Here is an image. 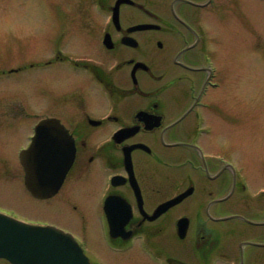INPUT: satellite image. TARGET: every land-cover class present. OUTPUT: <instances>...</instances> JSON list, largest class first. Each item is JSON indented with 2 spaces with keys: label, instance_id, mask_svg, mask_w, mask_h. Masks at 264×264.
Instances as JSON below:
<instances>
[{
  "label": "flooded vegetation",
  "instance_id": "obj_1",
  "mask_svg": "<svg viewBox=\"0 0 264 264\" xmlns=\"http://www.w3.org/2000/svg\"><path fill=\"white\" fill-rule=\"evenodd\" d=\"M116 2L60 0L54 56H45L39 71L27 75L30 118L58 120L75 143L63 186L40 200L47 214L41 222L70 232L90 264H220L227 247L217 218L224 216L233 190L226 200L224 192L235 182V166L225 163L217 139L223 103L194 94L166 97L164 88L148 85L162 80L163 65L182 72L174 78L187 75L192 91L201 76L208 83L206 50L176 46L208 37L200 17L217 11L219 0H123L115 19ZM91 4L107 16H88ZM141 24L155 27L139 30ZM63 41L80 56L63 54ZM200 135L208 139L196 140ZM85 181L86 198H80L78 185ZM189 188L180 202L149 219ZM81 202L89 207L82 209ZM84 211L105 217L109 240L81 238L74 214L83 217ZM106 216L118 232L115 238L109 236ZM182 217L188 221L187 241L176 240ZM242 227L260 230L240 234L235 224L227 232L235 236V264H264V226ZM251 236L262 240L259 246L242 250L240 238ZM0 264L11 263L0 259Z\"/></svg>",
  "mask_w": 264,
  "mask_h": 264
},
{
  "label": "rangeland",
  "instance_id": "obj_2",
  "mask_svg": "<svg viewBox=\"0 0 264 264\" xmlns=\"http://www.w3.org/2000/svg\"><path fill=\"white\" fill-rule=\"evenodd\" d=\"M219 1L222 33L210 40L217 45L211 57L221 74L214 95L220 94L224 106L228 105V111L235 116V132L224 136V147L234 151L235 165L247 170L248 183L251 182L247 190L249 203L241 199L239 208L257 211L264 208L263 197L258 196L264 183V6L262 0ZM58 17V0H0V102L4 103H0V114L11 103L12 114L23 117L28 101L27 73L6 72L39 61L46 54L50 37L57 31ZM206 48L210 49L209 41ZM29 130V121L25 119L23 124H10L5 130L10 139L5 141L4 150L12 152V163H16V157L11 158L13 144L25 143ZM21 174L13 164L7 168L0 165V207L14 208L22 217L42 218L45 212L41 211V203L24 190L18 179ZM80 206L86 210L89 203L81 202ZM82 216L81 219L74 214L81 237L108 239L106 222L100 213L84 211Z\"/></svg>",
  "mask_w": 264,
  "mask_h": 264
},
{
  "label": "water",
  "instance_id": "obj_3",
  "mask_svg": "<svg viewBox=\"0 0 264 264\" xmlns=\"http://www.w3.org/2000/svg\"><path fill=\"white\" fill-rule=\"evenodd\" d=\"M40 131V130H39ZM38 131V132H39ZM37 135L22 164L25 185L37 197L56 191L70 166L67 140ZM0 257L13 264H84L85 258L71 237L52 227H39L0 214Z\"/></svg>",
  "mask_w": 264,
  "mask_h": 264
}]
</instances>
